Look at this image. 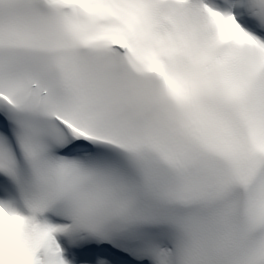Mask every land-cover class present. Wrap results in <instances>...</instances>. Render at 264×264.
Here are the masks:
<instances>
[{"label": "snow or ice", "instance_id": "1", "mask_svg": "<svg viewBox=\"0 0 264 264\" xmlns=\"http://www.w3.org/2000/svg\"><path fill=\"white\" fill-rule=\"evenodd\" d=\"M0 264H264V0H0Z\"/></svg>", "mask_w": 264, "mask_h": 264}]
</instances>
